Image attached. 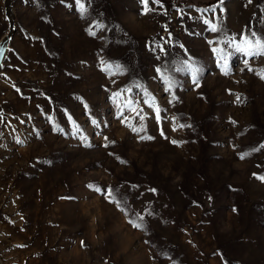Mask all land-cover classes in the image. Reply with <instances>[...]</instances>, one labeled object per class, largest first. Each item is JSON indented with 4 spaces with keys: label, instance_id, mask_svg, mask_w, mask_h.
Wrapping results in <instances>:
<instances>
[{
    "label": "rangeland",
    "instance_id": "rangeland-1",
    "mask_svg": "<svg viewBox=\"0 0 264 264\" xmlns=\"http://www.w3.org/2000/svg\"><path fill=\"white\" fill-rule=\"evenodd\" d=\"M262 77L264 0H0V264H264Z\"/></svg>",
    "mask_w": 264,
    "mask_h": 264
},
{
    "label": "snow or ice",
    "instance_id": "snow-or-ice-1",
    "mask_svg": "<svg viewBox=\"0 0 264 264\" xmlns=\"http://www.w3.org/2000/svg\"><path fill=\"white\" fill-rule=\"evenodd\" d=\"M262 78H264V77H262ZM243 158V157H242ZM109 194H111V193H109Z\"/></svg>",
    "mask_w": 264,
    "mask_h": 264
}]
</instances>
